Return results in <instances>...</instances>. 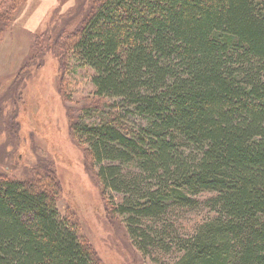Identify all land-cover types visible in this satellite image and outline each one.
Masks as SVG:
<instances>
[{"label": "trees", "instance_id": "16d2710c", "mask_svg": "<svg viewBox=\"0 0 264 264\" xmlns=\"http://www.w3.org/2000/svg\"><path fill=\"white\" fill-rule=\"evenodd\" d=\"M24 2L0 0V39ZM85 16L40 54L92 74L71 128L108 218L152 264H264V0H99ZM43 176H0V264H103Z\"/></svg>", "mask_w": 264, "mask_h": 264}, {"label": "rangeland", "instance_id": "374dc122", "mask_svg": "<svg viewBox=\"0 0 264 264\" xmlns=\"http://www.w3.org/2000/svg\"><path fill=\"white\" fill-rule=\"evenodd\" d=\"M98 1L25 0L11 28L2 35L0 176L39 179L43 173L44 180L36 184L53 191L55 185L48 175L54 174L61 187V213L78 222L81 235L103 264H152L133 244L121 218H108L109 202L90 154L72 133L73 118L97 100L91 72L74 70L71 61L63 73L54 50L40 54L42 46L63 29L75 31ZM35 38H40L36 49ZM110 196L122 198L115 192ZM206 215H187L184 223L194 224Z\"/></svg>", "mask_w": 264, "mask_h": 264}]
</instances>
